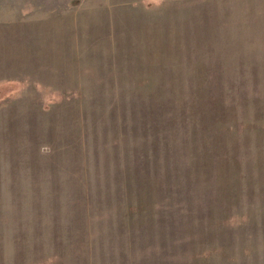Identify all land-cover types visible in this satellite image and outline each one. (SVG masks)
I'll return each instance as SVG.
<instances>
[{"label":"rangeland","instance_id":"374dc122","mask_svg":"<svg viewBox=\"0 0 264 264\" xmlns=\"http://www.w3.org/2000/svg\"><path fill=\"white\" fill-rule=\"evenodd\" d=\"M150 2L0 0V264H264V0L186 49Z\"/></svg>","mask_w":264,"mask_h":264},{"label":"crops","instance_id":"0c3cea01","mask_svg":"<svg viewBox=\"0 0 264 264\" xmlns=\"http://www.w3.org/2000/svg\"><path fill=\"white\" fill-rule=\"evenodd\" d=\"M237 3L241 4V0H236V6ZM232 5L231 0H156L155 4L144 3V15L139 21L143 27L139 29L144 28L146 33H151L152 47L195 48L213 38L214 45L219 43L216 45L225 46L230 38L238 40L247 37L232 32ZM135 6L140 7L141 4H130V13H133ZM236 20L243 22V19ZM185 52L192 51H183Z\"/></svg>","mask_w":264,"mask_h":264}]
</instances>
